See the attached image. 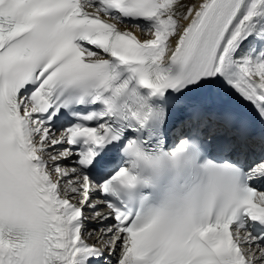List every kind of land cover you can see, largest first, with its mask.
I'll list each match as a JSON object with an SVG mask.
<instances>
[{"label":"snow or ice","instance_id":"snow-or-ice-1","mask_svg":"<svg viewBox=\"0 0 264 264\" xmlns=\"http://www.w3.org/2000/svg\"><path fill=\"white\" fill-rule=\"evenodd\" d=\"M0 264H264V0H0Z\"/></svg>","mask_w":264,"mask_h":264}]
</instances>
